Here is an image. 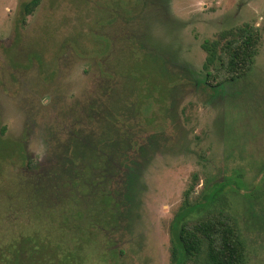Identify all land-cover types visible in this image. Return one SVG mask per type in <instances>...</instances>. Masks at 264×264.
I'll return each instance as SVG.
<instances>
[{
  "label": "rangeland",
  "instance_id": "374dc122",
  "mask_svg": "<svg viewBox=\"0 0 264 264\" xmlns=\"http://www.w3.org/2000/svg\"><path fill=\"white\" fill-rule=\"evenodd\" d=\"M28 1L0 0V246L33 222L21 156L47 168L110 95L138 148L113 256L91 264H175L170 224L194 173L196 192L223 186L213 206L236 220L244 264H264V0H42L21 24ZM246 23L262 32L254 66L214 93L201 44Z\"/></svg>",
  "mask_w": 264,
  "mask_h": 264
},
{
  "label": "trees",
  "instance_id": "16d2710c",
  "mask_svg": "<svg viewBox=\"0 0 264 264\" xmlns=\"http://www.w3.org/2000/svg\"><path fill=\"white\" fill-rule=\"evenodd\" d=\"M41 1L30 0L20 6L21 24ZM261 41V28L247 23L205 40L201 44L206 54L203 85L219 93L224 85L246 77ZM109 96L99 101L105 113L95 121L89 108L94 127L82 136L70 137L64 152L57 153L47 168L21 156L28 175L25 183L18 184V191L33 222L0 246V264H91L96 258L103 263L105 254L113 256V234L122 229L125 203L129 201V155L138 146L133 140L135 131H126L125 121L120 119L126 113L125 105ZM129 100L138 110L139 98L135 103L130 94ZM198 179L192 174L170 224L172 263L194 260L195 264H244L246 246L236 220L213 206L223 186H211L210 195L205 188L196 192ZM52 197L58 202L52 203ZM100 245L104 250H99Z\"/></svg>",
  "mask_w": 264,
  "mask_h": 264
}]
</instances>
